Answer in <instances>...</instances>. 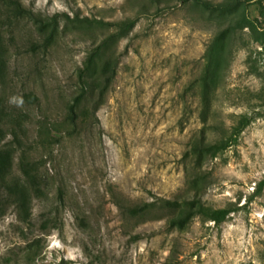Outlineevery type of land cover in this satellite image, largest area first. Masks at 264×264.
I'll return each mask as SVG.
<instances>
[{"label": "rangeland", "instance_id": "374dc122", "mask_svg": "<svg viewBox=\"0 0 264 264\" xmlns=\"http://www.w3.org/2000/svg\"><path fill=\"white\" fill-rule=\"evenodd\" d=\"M17 1L20 15L0 5V114L20 124V151L37 165L42 191L31 195L25 220L15 206L2 207L0 264H264V39L249 28L230 33L208 67V45L230 18L211 23L179 3H146L148 13H138L145 0ZM242 9L264 32V0ZM62 14L104 25H68ZM54 16L59 28L45 43L36 23L51 29ZM128 20L133 28L114 37ZM102 42L114 75L98 121L68 136L78 70ZM43 125L61 126L58 144L40 146ZM201 132L228 140L195 184L205 206L232 210L227 219L195 217L178 229L163 214L122 218L113 193L135 203L188 190L190 143ZM16 158L11 183L20 181Z\"/></svg>", "mask_w": 264, "mask_h": 264}, {"label": "trees", "instance_id": "16d2710c", "mask_svg": "<svg viewBox=\"0 0 264 264\" xmlns=\"http://www.w3.org/2000/svg\"><path fill=\"white\" fill-rule=\"evenodd\" d=\"M143 7L138 5V9H142L138 13H148L146 6L153 4L161 6L163 10L170 9L173 4L179 3L184 6L196 8L199 15L211 23H221L219 20H228L227 26L219 30L208 45L205 53L207 66L211 64L214 57H218L216 47L223 43L227 35L231 33L235 35L236 31L249 28L257 41L264 39V32H259L248 19L242 7L246 6L249 0H223L220 3H213L209 0H145ZM0 5L4 8L6 14L20 15V5L17 0H0ZM142 7V8H141ZM65 23L74 26L95 25L96 27L104 25L103 20L90 19L88 17H79L77 14L73 17L67 14L60 16ZM41 32L45 34V43L53 41L54 35L59 28V21L56 16L52 19L51 29L49 24L41 20L36 23ZM134 26V21L128 20L119 24V28L114 37L125 36ZM102 42L93 48L86 56L82 68L77 73V92L71 98V102L67 107L68 115L63 121L64 124L70 126L71 131L66 134L70 136L77 130L78 124L94 125L97 123L96 112L104 101L107 91V85L114 75V69L110 61H102L101 51L104 47ZM207 74L201 79L202 87L206 86ZM208 96L204 92L202 101L205 111V104ZM88 111V112H87ZM88 120H83L84 117ZM7 118H9L7 120ZM203 120V116H202ZM12 119V117L2 116L0 114V217L2 207L13 205L18 209L19 217L23 220L26 218V209L29 204L30 197H37L41 193L42 188L38 179V168L29 154L20 151V140L18 132L22 131L20 124ZM64 124L62 125L63 127ZM8 125L10 129H8ZM61 126L43 125L40 126L38 137L40 146L49 148L53 143H59L62 138V132L59 130ZM6 134L12 136V140L3 144ZM228 147V140L220 139L211 141L207 135L201 132L190 143L188 156L192 161V171L188 178V190L183 195H178L174 199H163L155 202H131L117 194H112L114 204L119 210L122 218L126 220H136L140 223L155 221L161 219V215H165L167 222L171 227L182 229L187 227L195 217H201L204 221L214 222L215 224L223 223L231 209H213L205 206L195 184L201 180V167L209 159H214L220 152ZM19 153V154H18ZM17 156V158H16ZM15 158L20 175V181L11 183L8 179V173L13 166Z\"/></svg>", "mask_w": 264, "mask_h": 264}]
</instances>
